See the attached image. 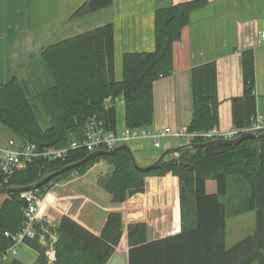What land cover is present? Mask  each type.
I'll return each instance as SVG.
<instances>
[{
  "label": "trees",
  "instance_id": "1",
  "mask_svg": "<svg viewBox=\"0 0 264 264\" xmlns=\"http://www.w3.org/2000/svg\"><path fill=\"white\" fill-rule=\"evenodd\" d=\"M112 0H85L71 15L88 16L111 4ZM207 0H186L154 9L153 51L124 52L122 78L114 76L113 25L100 26L47 43L5 82H0V124L21 140L38 146L68 147L81 142L84 126L96 116L105 128L114 129V100L122 99L124 126L149 127L153 122L155 80L173 73V47L190 22L192 11ZM242 92L230 99L234 128L247 127L256 113L254 54L251 48L240 54ZM191 118L186 133L203 132L219 124L218 77L214 61L193 66L189 72ZM110 101L111 105H107ZM190 143L205 142L193 137ZM90 151L70 148L63 159L32 161L10 176L1 187L31 185L63 166L78 162ZM104 161L112 169L98 178V184L113 203H122L144 192L145 177L171 174L178 178L179 231L148 240L145 222L123 225L120 212H109L98 235L44 203L40 211L57 221L53 228L55 264H106L124 241L128 264H264V136L247 138L236 144H210L191 148L184 144L178 152L163 157L152 170L138 171L126 149L91 156L36 190L43 194L50 184L68 177L72 171L83 175L95 163ZM215 191L207 193L206 181ZM238 184L246 192L235 211H255V229L230 248L225 247V205L220 197ZM246 189V190H244ZM25 201L20 192H8L0 203V252L12 240L5 232L16 233L22 224ZM25 243L37 252L31 264H46L44 248L37 239ZM0 264H25L17 258Z\"/></svg>",
  "mask_w": 264,
  "mask_h": 264
},
{
  "label": "crops",
  "instance_id": "2",
  "mask_svg": "<svg viewBox=\"0 0 264 264\" xmlns=\"http://www.w3.org/2000/svg\"><path fill=\"white\" fill-rule=\"evenodd\" d=\"M85 0H0V82L17 74L44 45L85 31L106 22L113 25L114 76L122 78L124 52L153 51L154 9L159 5L186 0H112L111 4L88 16L71 15ZM81 21L79 31L77 25ZM264 0H207L190 14L180 40L173 47V73L154 81L153 122L148 127H169L173 133L162 138V150L184 144L182 134L191 118L189 72L193 66L214 61L217 66L219 124L232 127L230 99L242 92L240 54L251 48L254 54L256 111L264 117ZM108 106L111 105L107 100ZM114 129L124 126L123 101L114 100ZM14 135L3 132L0 144ZM141 165L152 163L160 154L149 139L129 145ZM112 167L99 161L77 177L68 176L50 184L43 193L44 203L98 235L109 212L122 215L123 225L145 222L148 240L177 233L179 227L178 178L171 174L145 177L144 192L122 203H113L98 184V178ZM51 220L53 218L49 215ZM170 230L171 232L163 234ZM37 252L28 245L16 258L31 264ZM106 264H128L126 242L115 249Z\"/></svg>",
  "mask_w": 264,
  "mask_h": 264
},
{
  "label": "built area",
  "instance_id": "3",
  "mask_svg": "<svg viewBox=\"0 0 264 264\" xmlns=\"http://www.w3.org/2000/svg\"><path fill=\"white\" fill-rule=\"evenodd\" d=\"M260 39L264 42V32L260 33ZM264 131V117L255 113L250 124L241 129L233 126L228 130H221L213 126L203 132L182 135L187 138V142L193 137H200L204 140L230 139L242 133ZM173 135L169 127L158 130H151L147 127L123 128L122 130L107 129L103 122L96 116L90 117L84 126V138L81 142L72 141L68 147L58 148L53 146L40 147L36 143L28 140L10 139L6 144H0V185L10 176L25 169L36 159L56 160L63 159L70 148L78 146L84 147L88 151L96 149L110 150L118 144L130 143L142 139H149L152 146H161V139ZM72 177H77V171L71 172ZM25 201L22 211V224L16 233L5 232V236L12 240V244L4 251L0 252V263L15 258L27 239H37L44 248L46 264H55V242L57 236L53 231L55 222L40 211L44 204V197L36 190H26L20 193Z\"/></svg>",
  "mask_w": 264,
  "mask_h": 264
},
{
  "label": "rangeland",
  "instance_id": "4",
  "mask_svg": "<svg viewBox=\"0 0 264 264\" xmlns=\"http://www.w3.org/2000/svg\"><path fill=\"white\" fill-rule=\"evenodd\" d=\"M83 18V17H81ZM80 19V18H79ZM79 21V20H78ZM84 23L79 21V25H77V31ZM4 132L10 135H13L11 131L6 129L4 126L0 124V135ZM163 139H161V143L163 144ZM160 152L162 151V146L157 148ZM246 190V189H244ZM206 191L207 193H212L215 191V184L213 180L206 181ZM6 197V193L0 194V203ZM246 197V192L240 190V186L238 184H234L226 195L220 197L221 201L225 205V247L230 248L238 241L243 239L244 237L253 233L255 229V211L247 210L245 212L237 214L235 211L242 205L244 202V198ZM171 232L167 230L162 232L163 234H167ZM251 264H257L256 261Z\"/></svg>",
  "mask_w": 264,
  "mask_h": 264
},
{
  "label": "water",
  "instance_id": "5",
  "mask_svg": "<svg viewBox=\"0 0 264 264\" xmlns=\"http://www.w3.org/2000/svg\"><path fill=\"white\" fill-rule=\"evenodd\" d=\"M264 136V132L261 133H243L235 138L232 139H214V140H209V141H205V142H200V143H187V145H189L191 148H201L210 144H236L239 143L240 141L247 139V138H254V137H261ZM182 144L178 145V146H174V147H169V148H165L163 149L160 154L158 155V157L150 164L147 165H141L139 163H137V161L135 160L132 151L130 149V147L127 144H120L117 145L116 147H114L111 150H103V149H98V150H94L92 152H90L85 158H83L82 160L72 163V164H68L66 166L61 167L60 169L47 174L46 176H44L43 178H41L40 180L36 181L35 183L31 184V185H27V186H23V187H1L0 188V194L2 193H8V192H22V191H26V190H31V189H37L39 186L44 185L45 183L49 182L51 179H53L55 176L67 171V170H71L79 165H81L82 163H84L85 161H87L91 156H95V155H103V154H112L114 151H116L117 149L123 148L126 149L131 157L132 163L134 165V167L138 170V171H142V172H146L152 169L157 168L161 162L164 156H166L169 153L172 152H178L181 148H182Z\"/></svg>",
  "mask_w": 264,
  "mask_h": 264
}]
</instances>
